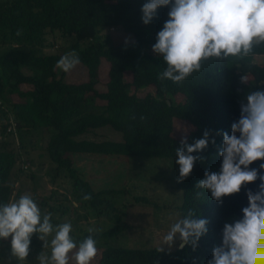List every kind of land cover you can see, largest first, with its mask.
<instances>
[{
    "label": "trees",
    "instance_id": "obj_1",
    "mask_svg": "<svg viewBox=\"0 0 264 264\" xmlns=\"http://www.w3.org/2000/svg\"><path fill=\"white\" fill-rule=\"evenodd\" d=\"M235 4L0 0V117L11 115L18 139V144L0 139V151L11 157L0 177V220L6 221L21 173L15 166L26 135L41 129L49 132V159L67 170L74 190L99 214L121 213L105 197L121 189L94 190L74 167L72 154L175 159L183 246H106L93 264H264V156L242 144L264 127V62L254 61L264 54V34L256 38L244 31L256 14H237ZM105 27L121 28L138 47L127 50L98 40ZM53 30L73 36L77 50L44 52L46 34ZM92 59L129 79L109 78L103 90L95 87V71L82 80L67 79ZM140 84L152 88L146 102L135 91ZM175 120L191 125L184 139L173 134ZM104 126L120 132L121 139L98 138L96 130ZM5 128L0 125L2 135ZM125 228L116 223L69 235L59 244L91 245Z\"/></svg>",
    "mask_w": 264,
    "mask_h": 264
},
{
    "label": "rangeland",
    "instance_id": "obj_2",
    "mask_svg": "<svg viewBox=\"0 0 264 264\" xmlns=\"http://www.w3.org/2000/svg\"><path fill=\"white\" fill-rule=\"evenodd\" d=\"M235 6L237 14H256L244 27L247 34H255L256 38L264 34V0H236ZM97 39L127 50L138 47L131 35L119 27L101 28ZM77 47L73 36H63L57 30L46 34V53H72ZM254 61L264 62V54L254 56ZM29 68V65L23 66L26 72ZM88 70L95 71L98 90L105 88L109 78L129 79L120 70L111 69L102 59H92L89 66L76 67L68 73L67 79L82 80ZM251 79V75H247L246 81ZM22 89L29 88L23 86ZM135 91L142 102H146L152 88L140 84ZM11 121V115L0 117V125L6 126V133H0V139H13L17 143L15 131L8 130ZM174 125L173 134L179 139H184L191 129L184 120H175ZM263 129L262 125L258 126L252 136L242 142L259 158L264 156ZM96 131L98 138L121 139L120 132L110 126ZM48 133L47 130H31L26 135V147L20 149L22 160L15 167H19L21 173L13 184L9 204V208L17 204V221L11 235L6 221L0 220V264H35L38 259L39 264H67V261L68 264H93L106 246L164 250L181 246L183 230L177 206L182 195L174 187L176 165L173 157L72 154L74 167L94 190L121 189L120 193L104 195L121 213L106 215L103 209L99 214L80 191L74 190L67 170L57 167L49 159L46 151ZM10 161L11 157L0 151V177ZM136 197H143L145 201ZM116 223L124 224L126 228L112 237L99 238L91 245L63 247L59 244L69 235H80L88 230L104 231Z\"/></svg>",
    "mask_w": 264,
    "mask_h": 264
},
{
    "label": "water",
    "instance_id": "obj_3",
    "mask_svg": "<svg viewBox=\"0 0 264 264\" xmlns=\"http://www.w3.org/2000/svg\"><path fill=\"white\" fill-rule=\"evenodd\" d=\"M17 204H15L13 207L9 208L7 211V215H6V228L9 232V234H13L15 227L14 224L17 221V219L15 218V208H16ZM184 243L181 244V247L183 246Z\"/></svg>",
    "mask_w": 264,
    "mask_h": 264
},
{
    "label": "built area",
    "instance_id": "obj_4",
    "mask_svg": "<svg viewBox=\"0 0 264 264\" xmlns=\"http://www.w3.org/2000/svg\"><path fill=\"white\" fill-rule=\"evenodd\" d=\"M8 130L10 131V129H12L13 131H15V124H14V121H11L9 124H8ZM4 235H2L3 237Z\"/></svg>",
    "mask_w": 264,
    "mask_h": 264
},
{
    "label": "crops",
    "instance_id": "obj_5",
    "mask_svg": "<svg viewBox=\"0 0 264 264\" xmlns=\"http://www.w3.org/2000/svg\"><path fill=\"white\" fill-rule=\"evenodd\" d=\"M38 260H39V259H38ZM38 260H37V261H38ZM37 261L35 262V264H39Z\"/></svg>",
    "mask_w": 264,
    "mask_h": 264
}]
</instances>
